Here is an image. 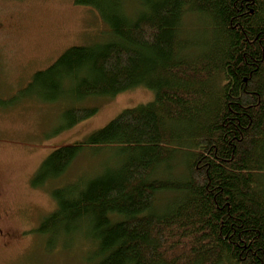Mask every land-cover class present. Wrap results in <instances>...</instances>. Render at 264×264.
<instances>
[{
    "label": "trees",
    "instance_id": "trees-1",
    "mask_svg": "<svg viewBox=\"0 0 264 264\" xmlns=\"http://www.w3.org/2000/svg\"><path fill=\"white\" fill-rule=\"evenodd\" d=\"M107 39L66 49L24 92L45 101L144 87L32 183L55 210L34 232L83 264H264V0H74ZM96 108H68L66 129ZM96 172L56 186L82 154Z\"/></svg>",
    "mask_w": 264,
    "mask_h": 264
},
{
    "label": "rangeland",
    "instance_id": "rangeland-1",
    "mask_svg": "<svg viewBox=\"0 0 264 264\" xmlns=\"http://www.w3.org/2000/svg\"><path fill=\"white\" fill-rule=\"evenodd\" d=\"M95 10L74 0H0V264H83L82 254L45 253L35 229L55 210L53 187L35 188V173L51 152L85 140L123 110L153 101L138 87L113 98L73 102L68 95L45 101L24 92L31 76L74 46L107 39ZM96 108L88 120L66 129L68 108ZM106 155L82 154L56 186L96 172Z\"/></svg>",
    "mask_w": 264,
    "mask_h": 264
},
{
    "label": "flooded vegetation",
    "instance_id": "flooded-vegetation-1",
    "mask_svg": "<svg viewBox=\"0 0 264 264\" xmlns=\"http://www.w3.org/2000/svg\"><path fill=\"white\" fill-rule=\"evenodd\" d=\"M7 215V213H3L1 210H0V220L2 219V218H4V216H6ZM1 234H2V232L0 231V236H1Z\"/></svg>",
    "mask_w": 264,
    "mask_h": 264
}]
</instances>
